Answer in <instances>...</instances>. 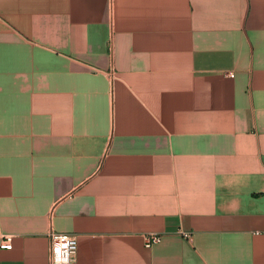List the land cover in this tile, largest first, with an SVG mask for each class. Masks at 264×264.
Here are the masks:
<instances>
[{
    "label": "crops",
    "instance_id": "0c3cea01",
    "mask_svg": "<svg viewBox=\"0 0 264 264\" xmlns=\"http://www.w3.org/2000/svg\"><path fill=\"white\" fill-rule=\"evenodd\" d=\"M51 230L77 264H264V0H0V264Z\"/></svg>",
    "mask_w": 264,
    "mask_h": 264
},
{
    "label": "built area",
    "instance_id": "2783aa9c",
    "mask_svg": "<svg viewBox=\"0 0 264 264\" xmlns=\"http://www.w3.org/2000/svg\"><path fill=\"white\" fill-rule=\"evenodd\" d=\"M50 242L49 261L50 264H77L78 242L74 234L58 233L50 231L48 233ZM13 236L2 235L0 238V248L11 249ZM161 241V236L156 233L144 235V246L150 248Z\"/></svg>",
    "mask_w": 264,
    "mask_h": 264
}]
</instances>
